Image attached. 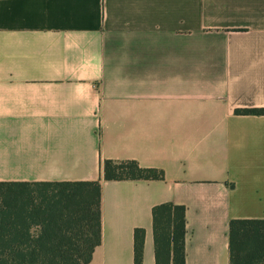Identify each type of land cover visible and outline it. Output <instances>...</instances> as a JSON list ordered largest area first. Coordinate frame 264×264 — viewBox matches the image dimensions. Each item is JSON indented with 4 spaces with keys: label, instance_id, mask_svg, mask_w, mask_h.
I'll use <instances>...</instances> for the list:
<instances>
[{
    "label": "crops",
    "instance_id": "1",
    "mask_svg": "<svg viewBox=\"0 0 264 264\" xmlns=\"http://www.w3.org/2000/svg\"><path fill=\"white\" fill-rule=\"evenodd\" d=\"M264 0H0V183L102 182L90 264L156 263L153 209H186V264H230L264 220ZM106 160L162 180L104 179Z\"/></svg>",
    "mask_w": 264,
    "mask_h": 264
},
{
    "label": "trees",
    "instance_id": "2",
    "mask_svg": "<svg viewBox=\"0 0 264 264\" xmlns=\"http://www.w3.org/2000/svg\"><path fill=\"white\" fill-rule=\"evenodd\" d=\"M264 115V109H238ZM104 179L162 180L136 161L106 160ZM102 182L0 183V264H90L102 243ZM157 264H186V209H153ZM145 232L135 231V264H143ZM230 264H264V220L230 223Z\"/></svg>",
    "mask_w": 264,
    "mask_h": 264
}]
</instances>
